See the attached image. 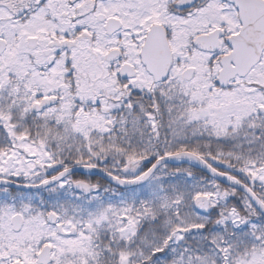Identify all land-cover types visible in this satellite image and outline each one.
<instances>
[{
	"label": "snow or ice",
	"instance_id": "6c2138e0",
	"mask_svg": "<svg viewBox=\"0 0 264 264\" xmlns=\"http://www.w3.org/2000/svg\"><path fill=\"white\" fill-rule=\"evenodd\" d=\"M0 264H264V0H0Z\"/></svg>",
	"mask_w": 264,
	"mask_h": 264
}]
</instances>
